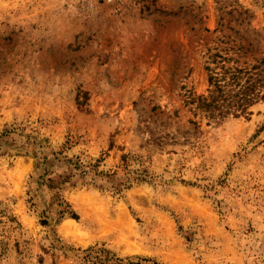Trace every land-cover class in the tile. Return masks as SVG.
<instances>
[{"label":"rangeland","instance_id":"374dc122","mask_svg":"<svg viewBox=\"0 0 264 264\" xmlns=\"http://www.w3.org/2000/svg\"><path fill=\"white\" fill-rule=\"evenodd\" d=\"M217 53L264 59V0H0V264H264V100L191 101Z\"/></svg>","mask_w":264,"mask_h":264},{"label":"trees","instance_id":"16d2710c","mask_svg":"<svg viewBox=\"0 0 264 264\" xmlns=\"http://www.w3.org/2000/svg\"><path fill=\"white\" fill-rule=\"evenodd\" d=\"M230 60L218 53L214 55L215 66H207L208 94L191 100L213 119L250 115L251 106L264 100V59L245 67L228 65Z\"/></svg>","mask_w":264,"mask_h":264},{"label":"bare ground","instance_id":"6f19581e","mask_svg":"<svg viewBox=\"0 0 264 264\" xmlns=\"http://www.w3.org/2000/svg\"><path fill=\"white\" fill-rule=\"evenodd\" d=\"M64 225V224H63Z\"/></svg>","mask_w":264,"mask_h":264}]
</instances>
